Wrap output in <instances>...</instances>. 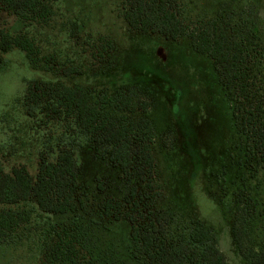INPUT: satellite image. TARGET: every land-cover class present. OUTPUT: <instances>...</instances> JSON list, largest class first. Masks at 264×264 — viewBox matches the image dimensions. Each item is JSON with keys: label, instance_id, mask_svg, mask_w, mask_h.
Returning <instances> with one entry per match:
<instances>
[{"label": "trees", "instance_id": "16d2710c", "mask_svg": "<svg viewBox=\"0 0 264 264\" xmlns=\"http://www.w3.org/2000/svg\"><path fill=\"white\" fill-rule=\"evenodd\" d=\"M53 0H0L21 18H47ZM130 29L166 39L185 37L207 56L227 102L232 147L238 165L264 171V29L259 10L220 7L211 17L184 20L170 0H121ZM111 48V42H107ZM16 47L35 66V46L0 30V54ZM28 121V141L37 166L6 171L0 165V243L28 244L33 264H107L95 249L97 232L109 220H124L126 255L137 264H227L213 230L199 219H177L155 208L161 196L152 144L157 131L144 89L130 85L106 90L34 80L16 99ZM147 114V115H146ZM86 150L118 173V196L102 195L80 181L76 151ZM96 194V196H94ZM251 207L237 193L232 234L239 256L264 264V246L248 243ZM14 248V249H15Z\"/></svg>", "mask_w": 264, "mask_h": 264}, {"label": "rangeland", "instance_id": "374dc122", "mask_svg": "<svg viewBox=\"0 0 264 264\" xmlns=\"http://www.w3.org/2000/svg\"><path fill=\"white\" fill-rule=\"evenodd\" d=\"M121 0H53L47 18H21L0 4V30L29 38L36 65L13 47L0 54V165H24L34 175L37 157L28 141V119L16 99L28 82L61 81L111 93L136 85L153 99L149 112L157 131L152 144L161 196L155 208L177 219H199L213 230L227 264H248L235 247L232 224L237 193L250 205L248 243L264 246V171L238 165L232 147L227 102L210 59L185 37L166 39L129 28ZM186 21L211 17L220 7H256L264 29V0H170ZM111 42L108 48L107 42ZM147 115V114H146ZM80 181L102 195L118 196V173L86 150L76 151ZM96 196V194H94ZM129 226L105 223L95 249L107 264H137L124 251ZM15 248V247H14ZM0 243V264H33L28 244Z\"/></svg>", "mask_w": 264, "mask_h": 264}]
</instances>
